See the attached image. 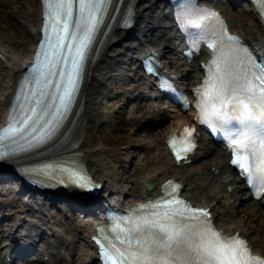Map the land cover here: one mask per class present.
<instances>
[{
  "label": "bare ground",
  "instance_id": "1",
  "mask_svg": "<svg viewBox=\"0 0 264 264\" xmlns=\"http://www.w3.org/2000/svg\"><path fill=\"white\" fill-rule=\"evenodd\" d=\"M161 1L135 0L133 21L134 29L138 33L136 42L123 43V40L128 37L129 31L115 25L111 29L109 39L103 44L98 57L87 65L84 85L76 109L70 119V122L74 119L71 129L63 137L58 138L55 143L57 144L56 152L60 151L57 155L62 159L69 157L66 159L78 160L93 179L102 184L101 196L104 199L110 197V203L116 205L131 206L152 198L160 194L161 183L173 178L183 185V197L196 206L210 208L217 229L227 235L237 233L239 236L247 238L254 253L264 256V233L258 235L256 233L259 230L258 225L245 222L235 215L238 214V211L235 210L236 204L243 200L249 205V198L241 196L245 186L229 167L228 155L218 146H205L207 140L204 137H199L201 140L198 142V148L190 156L193 160L191 164L200 157L208 156L214 152L217 154L213 158L203 161L199 166L190 164L178 167L174 164L170 154L167 153L166 144L163 143L166 135L173 128L160 129L159 143L131 144L137 148L147 147V150L154 152V156L150 154L140 156L142 160L129 171L132 184L128 186V184L124 185L119 181L118 160L114 158V153H109L99 138L100 131L107 124L108 116L119 111L123 105H113L111 101L115 100L116 91L113 92L110 87L111 81L116 79L115 77L111 79L112 67L117 64V57L120 56V53L125 50H134L132 54L136 52L140 55L148 50L157 53L161 59L163 54L174 50L177 56L173 64L174 73L178 77L189 76L190 78L200 71L199 62L206 61L210 57L206 52L201 53L197 60L191 64L180 59L177 55L178 40L171 29L166 11L162 9ZM237 1L244 3L243 10L253 13L248 16L249 23L246 27H240L238 24L241 19L231 12L230 0H218L215 7L219 11L224 10V14L229 16L233 32L239 34L244 40L253 38L251 35L256 36L257 44L255 46H260L264 50V27L259 14L243 0ZM158 2L160 5H157ZM0 9H7L8 14L18 20L16 24L10 23L9 25L0 20L1 125L6 120L16 82L25 65L32 59L39 39L42 9L40 0H0ZM257 23L261 26H257ZM133 58L135 55H132ZM136 62L137 59L134 61L136 68L140 67ZM188 70H191L190 74L186 73ZM201 76L193 80L192 85L199 83ZM140 111H143V107L140 108ZM149 118L150 122L158 119L153 109L149 111ZM157 162L164 164L153 168ZM24 164L27 163L21 165ZM123 180L126 181V178ZM145 183L150 184L152 189H145ZM0 192H2L0 199L13 195L8 190L0 189ZM72 194L81 202L91 200L83 192L73 191ZM50 198L51 200L43 201L42 207L39 208L42 216L27 208L21 201L17 202L13 210L5 208L0 210L1 216L7 219L4 229L5 241H7L6 250L14 252L16 246L18 248L33 247L34 251L48 256L49 261H43L45 263L42 264H98L96 248L90 237L95 232L97 222L103 216L100 215L93 221H90L91 217L84 220L81 215L71 212L62 205L58 208L55 206L57 209L54 213V207L50 206L55 199ZM59 201L55 202L59 203ZM107 202L104 200V204ZM252 207L256 212L261 211L263 214L264 200L253 203ZM251 214L255 215L256 213L252 212ZM89 221L90 223H88ZM260 221L264 223V219H260ZM253 233L254 235L251 236Z\"/></svg>",
  "mask_w": 264,
  "mask_h": 264
},
{
  "label": "snow or ice",
  "instance_id": "2",
  "mask_svg": "<svg viewBox=\"0 0 264 264\" xmlns=\"http://www.w3.org/2000/svg\"><path fill=\"white\" fill-rule=\"evenodd\" d=\"M253 2L264 15V0ZM112 3L113 0H43L45 42L40 47L50 50L44 53L46 74L40 71L44 88L26 95L25 102L13 108L8 126L0 129V149L7 146L9 152H14L35 148L51 138L77 89L86 50ZM178 22L198 29L193 35L210 40L208 46L217 53L201 88L196 90L200 100L198 119L213 127L217 122L238 123L240 131L227 140L231 163L250 185L264 192V66L250 62L238 68L243 60L241 50L234 47L235 37L227 35L226 26L214 12L191 5V0L178 15ZM198 42L193 40L194 44ZM225 49L226 56L222 54ZM40 55L38 52L37 63ZM59 65L64 67L56 71ZM51 77L58 79L53 82ZM190 136L191 130L185 128L179 141L175 134L170 139L178 160L181 153L190 150ZM5 155L0 151V158ZM70 175L73 183L87 186L85 176L76 172ZM169 186L171 193L167 192ZM178 187L169 182L162 199L143 205L139 211L146 214L128 221L131 227L119 241L122 247L114 244L105 250L109 264H264V260L250 255V248L238 234L225 236L211 225L209 213L177 198Z\"/></svg>",
  "mask_w": 264,
  "mask_h": 264
},
{
  "label": "rangeland",
  "instance_id": "3",
  "mask_svg": "<svg viewBox=\"0 0 264 264\" xmlns=\"http://www.w3.org/2000/svg\"><path fill=\"white\" fill-rule=\"evenodd\" d=\"M233 12L239 16L234 10ZM247 13H244L242 15V22H240L241 26L245 27L248 24V18L247 16H244ZM0 20L6 25H9L10 23L16 24L17 19L10 16L8 14V11L5 9H0ZM256 39V37L254 38ZM168 56V55H167ZM114 74H117L113 72ZM130 73V72H127ZM132 74V73H130ZM116 81L111 82L110 87L112 91H116V97L115 100L111 101L113 105H122V108L120 109V113H111L108 116L107 125L102 128V130L99 133V138L101 142L103 143V146L109 151V153H114V158L118 160V166H120L117 170V173L119 174V181L122 182L124 185L128 184L130 186L132 183L130 173L131 168L133 166H136L137 163L142 159L140 156L143 154H150L154 155V153L150 152V150H146L145 147H139L136 146H130L132 143H141L142 145L147 144H154L160 142V129L167 128L168 126L173 127L177 122L178 119L172 116V113L169 111V109L162 110L160 113L161 115L160 121H157L155 123H150V119L148 117V114H146L150 110V106L147 104H142L145 106L144 111L141 112L139 108H135L133 104V97L136 96L139 93L138 91L130 90L132 88V85L127 82L126 75H120L119 77H116ZM124 91H130L129 93H124ZM124 93V94H123ZM109 102V103H111ZM111 103V104H112ZM141 103V102H140ZM145 110L147 112H145ZM145 112V113H144ZM142 114L144 115V118H142ZM139 116L140 120L135 121L132 116ZM152 153V154H151ZM116 154V155H115ZM212 158V156H207L205 159ZM205 159H200L197 162H194V165H200ZM164 163L157 162L154 164L153 168H158ZM126 178V181L123 179ZM244 196V194H243ZM245 205H240L237 208L238 214L237 217L242 218L245 222H250L251 224H258L260 226V230L257 232V234L261 235L264 232V224H261L258 220L259 217L256 218V216H250L248 217V214L251 212V209L249 207H246ZM246 212V213H243ZM264 218V216H263ZM254 234V233H253ZM251 234V235H253ZM0 234V247L4 244L3 240L1 239ZM0 257L1 262L0 264H3V251L0 248Z\"/></svg>",
  "mask_w": 264,
  "mask_h": 264
}]
</instances>
